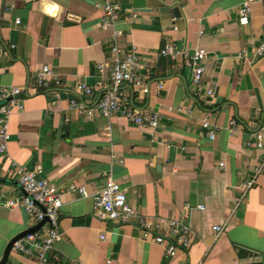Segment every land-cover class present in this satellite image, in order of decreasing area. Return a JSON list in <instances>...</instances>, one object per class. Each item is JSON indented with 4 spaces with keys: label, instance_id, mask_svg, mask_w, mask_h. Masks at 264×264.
Segmentation results:
<instances>
[{
    "label": "crops",
    "instance_id": "1",
    "mask_svg": "<svg viewBox=\"0 0 264 264\" xmlns=\"http://www.w3.org/2000/svg\"><path fill=\"white\" fill-rule=\"evenodd\" d=\"M113 1L134 9L133 0ZM244 1L146 0L148 11H137L136 19L124 15L109 28L102 23L103 0H0V84L21 88L25 105L10 121L0 184L10 196H20L12 171L21 166L63 190L61 240L52 254L60 262L51 264H263L264 148L254 142L264 128V55L256 54L264 0L252 4L247 26L239 22ZM115 31L123 32L122 45L136 48L148 66L147 93L130 84L119 91L143 114L158 113L157 128L98 111L87 118L70 108L73 100L93 108L113 89L105 65L115 59ZM166 39L209 52L203 86L214 97H196L191 71L160 56ZM44 65L61 85L35 91L30 83ZM80 83L91 86L92 94L79 92ZM207 112L214 138L203 128ZM259 166L255 184L245 189ZM109 178L128 189V203L144 217L189 224L190 251L168 257L155 232L146 237L136 220L98 219L94 196ZM71 185L84 186L88 195L68 192ZM37 225L23 208L0 210V261L13 238ZM37 251H11L8 264H40Z\"/></svg>",
    "mask_w": 264,
    "mask_h": 264
},
{
    "label": "built area",
    "instance_id": "2",
    "mask_svg": "<svg viewBox=\"0 0 264 264\" xmlns=\"http://www.w3.org/2000/svg\"><path fill=\"white\" fill-rule=\"evenodd\" d=\"M256 0H245L239 10V22L247 26L251 21L252 4ZM104 17L102 23L105 27L114 28L122 16L125 19L138 18V12L134 9H124L117 1L103 0ZM71 19H78L74 15ZM19 19L16 24H20ZM123 38L122 31H115L110 45L111 53L115 59L111 64L105 66L110 70V78L113 89L104 92L93 108H87L83 103L73 100L70 108L79 112L87 118H92L98 111L104 118L120 116L129 123L138 127L157 128L159 126L160 116L158 113L151 115L143 114L134 106L132 100L119 91L124 84H130L138 90L147 93L146 82L143 72L147 69V64L139 54L136 48L127 49L120 40ZM14 47V46H13ZM209 52L205 48H196L193 51L179 45L173 39H166L161 50L160 56L169 59L173 66L177 68H187L192 73V84L195 88V96L202 99L214 97V90L203 86L205 74V62ZM258 56L264 55V31L262 40L256 50ZM100 65L99 71L105 67ZM52 70L49 65H44L37 77L32 80L30 86L35 91H44L54 86H60V80L53 82L51 80ZM100 84V83H98ZM163 84H159V89ZM79 92L92 94L93 88L85 83H80L77 87ZM23 90L19 87H8L0 84V156L7 153L9 143L12 139L10 133V121L14 114L22 112L25 109L23 100ZM56 96L59 94L56 93ZM180 112L190 114L189 110L179 108ZM210 112H207L203 122V128L207 131L210 138L215 137V130H212L209 120ZM232 130H237L236 121H231ZM254 146L259 149L264 148V128L255 134ZM224 168L225 164L221 163ZM263 170L259 166L254 170V177L245 182V189H250L255 184L257 177ZM12 175L21 191L20 196L12 197L0 184V210L23 208L28 215L37 223L44 221L45 224L36 232L30 233L13 244L12 251L21 252L28 255H34V248L37 249V257L40 264L59 263L58 258H53L56 244L61 240L60 223L61 209L63 206L64 192L55 183L41 176L36 170H27L21 166H15ZM68 192L78 193L87 196L84 186L71 185ZM128 189L124 188L113 178H109L105 188L94 196V214L102 221H113L120 223H130L136 220L144 235L150 236L153 232L156 244L164 247L168 257L176 256L179 250L188 253L190 251L193 230L185 221L156 218L150 219L144 217L136 208L128 203ZM190 205L186 206L189 209ZM201 210L205 208L200 207ZM217 233L223 232L222 226H216ZM104 238V237H102Z\"/></svg>",
    "mask_w": 264,
    "mask_h": 264
},
{
    "label": "water",
    "instance_id": "3",
    "mask_svg": "<svg viewBox=\"0 0 264 264\" xmlns=\"http://www.w3.org/2000/svg\"><path fill=\"white\" fill-rule=\"evenodd\" d=\"M133 8L134 10L136 11H148L147 9V2L146 0H133ZM174 13H175V16L177 18L180 17V12L178 10V8H175L174 9ZM46 221L38 224L37 226H35L34 228H31L29 230H26L25 232L19 234L18 236H16L15 238H13L10 243L8 244L5 252H4V256L2 258V260L0 261V264H8V259H9V256H10V253L12 251V248H13V244L22 239L23 237H25L26 235L30 234V233H33V232H36L39 228H41L44 224H45ZM262 262L264 264V254H262Z\"/></svg>",
    "mask_w": 264,
    "mask_h": 264
}]
</instances>
